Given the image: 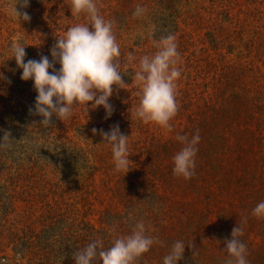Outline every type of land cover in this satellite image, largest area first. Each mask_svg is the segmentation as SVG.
I'll return each mask as SVG.
<instances>
[{
    "label": "rangeland",
    "instance_id": "obj_1",
    "mask_svg": "<svg viewBox=\"0 0 264 264\" xmlns=\"http://www.w3.org/2000/svg\"><path fill=\"white\" fill-rule=\"evenodd\" d=\"M16 2L0 0V141L8 137L0 146V259L75 264L87 244L107 249L143 220L157 243L136 264H163L176 241L185 245L178 264H227L238 226L249 264H264V217L252 214L264 201V0H96L113 24L126 85L113 86L110 117L90 102L49 125L11 43L23 38L25 62L47 56L58 71L57 40L90 20L71 13V0H19L30 16L21 22L7 13ZM137 7L145 12L134 17ZM168 35L181 71L171 132L132 117L139 60ZM116 125L129 137V172L115 171L100 135ZM197 132L195 174L178 177L173 157L184 145L176 137Z\"/></svg>",
    "mask_w": 264,
    "mask_h": 264
},
{
    "label": "clouds",
    "instance_id": "obj_2",
    "mask_svg": "<svg viewBox=\"0 0 264 264\" xmlns=\"http://www.w3.org/2000/svg\"><path fill=\"white\" fill-rule=\"evenodd\" d=\"M18 3L19 0L7 9L8 15L21 22L29 21L27 12L18 11ZM27 4L28 0H24L23 6L26 7ZM70 9L72 14H86L90 25L72 26L57 40L51 55L54 59L58 58V71L47 56L25 62L26 41L23 38L14 39L10 46L12 58L14 57L17 65L23 69L21 79L32 80L34 83L38 93L35 112L44 118L42 125H49L54 116L62 121L66 120L72 116L74 108L83 105L88 109L90 102L92 108L103 106L110 117L112 106L109 98L113 86L123 88L126 85L118 62L121 52L113 24L101 15L96 0H71ZM144 12L143 7H137L133 15L139 17ZM157 48L155 54L144 55L139 60V70L135 72L134 77L140 88L137 93L139 105L132 112V117L145 124L155 123L171 132L170 121L176 116L179 108L176 81L181 77V71L177 67L180 54L173 35L162 37ZM134 59L129 53V62ZM50 69L53 71L50 72ZM96 131L93 129L94 133ZM100 135L104 142L111 146L115 171L129 172V137L121 132L119 125L107 132L101 129ZM176 138L184 146L173 157V174L190 179L195 174L200 135L197 132L191 139L179 135ZM6 139L8 137L5 135L0 141V146ZM252 214L257 218L264 217V201L256 205ZM244 222L246 223V220ZM148 231L145 222L140 220L135 223L129 235L115 238L107 249L100 240H95L75 254V264H95L97 259L102 264H136L137 259L157 243V239L149 235ZM242 234L241 226L233 229L232 239L227 241L226 245L230 257L227 264H249L247 246L240 239ZM184 252V243L176 241L169 254L164 257L163 264H178ZM19 259L18 256L17 260ZM0 264L8 262L6 259H0Z\"/></svg>",
    "mask_w": 264,
    "mask_h": 264
}]
</instances>
